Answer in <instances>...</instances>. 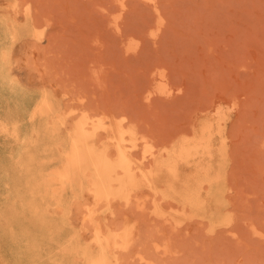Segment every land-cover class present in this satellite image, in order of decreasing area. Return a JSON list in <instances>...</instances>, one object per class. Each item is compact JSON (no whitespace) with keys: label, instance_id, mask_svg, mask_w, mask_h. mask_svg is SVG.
<instances>
[{"label":"rangeland","instance_id":"1","mask_svg":"<svg viewBox=\"0 0 264 264\" xmlns=\"http://www.w3.org/2000/svg\"><path fill=\"white\" fill-rule=\"evenodd\" d=\"M81 121L127 133L128 201L52 181ZM102 253L264 264V0H0V264Z\"/></svg>","mask_w":264,"mask_h":264},{"label":"bare ground","instance_id":"2","mask_svg":"<svg viewBox=\"0 0 264 264\" xmlns=\"http://www.w3.org/2000/svg\"><path fill=\"white\" fill-rule=\"evenodd\" d=\"M37 109L43 115L53 111L47 98H43ZM87 126V121H81L77 125L72 147L66 155V163L52 177V181L60 184L62 190L78 186L82 193L88 191L97 205L114 200L128 201L131 191L139 183L134 177L133 161L127 152V133L118 128L107 132L111 140L110 145L116 150V157L111 159L108 154L109 147L101 148L96 144L98 130L105 127L93 125V130L90 131ZM142 177L148 180L149 176L143 173ZM125 241V234L110 238L104 236L100 229L95 232V242L103 251L113 246L123 247ZM91 264H108L106 255L102 253L99 259L91 261Z\"/></svg>","mask_w":264,"mask_h":264}]
</instances>
